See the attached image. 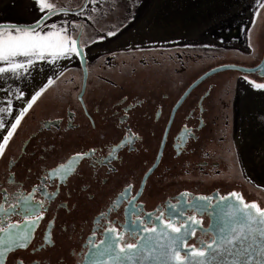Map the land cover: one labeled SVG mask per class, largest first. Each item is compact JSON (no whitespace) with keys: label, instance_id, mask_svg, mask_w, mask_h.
<instances>
[{"label":"flooded vegetation","instance_id":"flooded-vegetation-1","mask_svg":"<svg viewBox=\"0 0 264 264\" xmlns=\"http://www.w3.org/2000/svg\"><path fill=\"white\" fill-rule=\"evenodd\" d=\"M258 39L262 49L251 62H217L197 74L173 73L169 65L160 63L149 68L145 62L122 72L91 73L89 68L83 101L79 97L85 84L82 65L78 73H64L28 110L10 139L5 157L0 159V189L12 193L22 186L31 191L48 168L66 162L73 153L90 148L97 152L80 161L66 181H48V190L57 194L46 201L47 210L33 230L28 249L7 253L6 264H17L18 258L25 264H83L88 251L84 245L93 227H99L96 217L111 210V219H125L127 200L118 210L111 205L129 183L133 195L140 193L137 204L143 202L145 212L169 200L176 203L185 190L210 198L217 190L221 196L235 191L245 201L264 206L260 156L264 137L257 126L249 124L244 132L250 143L240 146L236 126L242 121L237 119V109L243 96L236 93L240 81L234 78L264 80V76L259 70L209 73L223 65H261L264 29ZM35 91H26L30 95L23 99L22 108ZM261 93L264 96V90ZM122 140L126 143L109 156ZM9 171L15 173L12 184L7 182ZM42 198L38 192L36 199ZM195 215L201 218L199 213ZM24 219L10 217L11 222L21 224ZM202 219L207 227L210 215ZM49 233L52 243L45 242ZM100 236L97 232V239ZM197 236L208 239L211 234L205 236L197 229ZM194 242L196 237L188 243Z\"/></svg>","mask_w":264,"mask_h":264},{"label":"snow or ice","instance_id":"snow-or-ice-1","mask_svg":"<svg viewBox=\"0 0 264 264\" xmlns=\"http://www.w3.org/2000/svg\"><path fill=\"white\" fill-rule=\"evenodd\" d=\"M98 3L100 7H97ZM104 3L105 0H83L82 4L73 8L61 0H35L39 16L32 23L0 22V82L4 85L0 93L10 97L0 101L4 105L0 106V130L6 128V117H11L13 93L17 94L14 98L18 100L25 96L20 87L13 89L10 81L26 86L33 72L44 71L43 67L38 69L39 62L58 66L62 60L78 58L85 76V84L79 90L80 100L83 101L89 76L85 48L115 36L120 26H114L115 31L109 30L95 35V38L88 36L85 39L87 25L69 20L68 16H83L91 22V30L95 34L102 31L99 23L109 15V10L103 8ZM112 3L113 10H119L115 8L116 0ZM254 3L253 25L256 18H264V0H254ZM89 4L92 5L90 9ZM136 7V0H128L125 10L133 19ZM110 55L115 56L116 53ZM67 71L69 69L65 68L59 72L55 80L49 76L47 82L26 101V107L18 110L0 142V159L5 157V149L28 110ZM261 75L264 76V69H261ZM243 78L254 89H264V82L258 83L248 76ZM125 143L122 140L114 145L108 155ZM96 152V148H90L87 152L73 153L66 162L48 168L31 191H24L22 186L12 193L7 188L0 189V264H6L7 253L28 249L33 230L47 210L46 201H51L57 194L48 190V181L54 184L57 180L66 181L76 171L80 161ZM7 182H15L14 172H8ZM38 192L42 199H36ZM132 192L133 185L129 183L111 205L118 210L121 203L127 200L123 222L111 219V210L96 217L95 224L99 227H93L84 245L88 251L84 254L83 264H264V206L261 203L245 201L235 191L221 196L217 190L210 198L185 190L176 197V203L169 200L166 205L145 212L143 202L137 204L140 193L133 195ZM189 212L193 215H188ZM196 213H199L200 219ZM205 214L210 215L207 227L202 219ZM14 215L23 216L24 222H11L10 217ZM197 229L205 236L210 233V238L198 237ZM97 232L101 233L99 239ZM50 236V233L45 236L46 243H52ZM193 237H196V242L188 243ZM132 240L135 243L130 242ZM17 264H25V261L18 258Z\"/></svg>","mask_w":264,"mask_h":264},{"label":"rangeland","instance_id":"rangeland-1","mask_svg":"<svg viewBox=\"0 0 264 264\" xmlns=\"http://www.w3.org/2000/svg\"><path fill=\"white\" fill-rule=\"evenodd\" d=\"M61 2L74 8L77 4H82L83 0ZM127 3L128 0H116L115 8L119 10H113L112 0H105L103 8L109 10V15L99 23L102 31L95 34L91 30V22L86 21L83 16H68L69 20H78L82 25H87L85 39L88 36L95 38V35L109 30L115 31L114 26H120V31L115 36L85 48L91 73L122 72L145 62L149 64V68H155L160 63L161 66L169 65L173 73L188 71L186 74H197L217 62L234 59H238L240 63L251 62L262 49L258 37L264 29V18H256L253 25L254 0H136L134 19L125 10ZM91 6L89 4V9ZM97 7H100L99 3ZM38 16L35 0H0V22L28 24ZM111 53L116 55H110ZM40 67L44 71L33 72L26 86L10 81L12 88L20 87L25 96L18 100L14 98L17 94L13 93L11 117H6V128L0 130V142L18 110L24 106L23 99L30 95L26 91L39 89L49 76L53 78L65 68L69 69L66 74L80 72V61L73 57L72 61H60L58 66L39 62L38 69ZM230 74L233 75L234 72ZM240 77H234L240 81V86L235 88L236 93L243 96L240 109H237V119L242 121V125L237 121L239 125L236 128L238 127L237 134L241 135L240 146H244L245 141L246 145L250 143L249 134L244 132L245 128L248 130L249 124L257 126L264 137V96L261 93L264 89H254L249 81ZM2 87L4 85L0 82V88ZM8 98L10 97L6 94L0 93V101ZM252 99L253 103H249ZM260 156L264 163V149Z\"/></svg>","mask_w":264,"mask_h":264},{"label":"water","instance_id":"water-1","mask_svg":"<svg viewBox=\"0 0 264 264\" xmlns=\"http://www.w3.org/2000/svg\"><path fill=\"white\" fill-rule=\"evenodd\" d=\"M224 69H238L244 73L255 72V71L259 70L261 73V69H264V62L261 65L256 66V67H247V66L236 65V64L223 65V66H219V67L213 69L209 73H213V72L224 70Z\"/></svg>","mask_w":264,"mask_h":264},{"label":"bare ground","instance_id":"bare-ground-1","mask_svg":"<svg viewBox=\"0 0 264 264\" xmlns=\"http://www.w3.org/2000/svg\"><path fill=\"white\" fill-rule=\"evenodd\" d=\"M194 12V11H193ZM198 13V12H197Z\"/></svg>","mask_w":264,"mask_h":264}]
</instances>
